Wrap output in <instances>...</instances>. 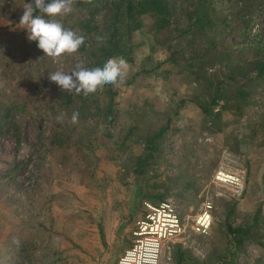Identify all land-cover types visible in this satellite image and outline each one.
Instances as JSON below:
<instances>
[{
    "label": "rangeland",
    "instance_id": "374dc122",
    "mask_svg": "<svg viewBox=\"0 0 264 264\" xmlns=\"http://www.w3.org/2000/svg\"><path fill=\"white\" fill-rule=\"evenodd\" d=\"M31 2L0 0V113L12 108L7 115L16 122V129L0 127V264H117L133 243L143 202L163 199L172 201L185 225L179 240L169 245L173 264H226L231 257L232 264H264V158L255 156L251 145L234 146L235 126L227 129L230 135L211 132L237 118L264 120V71L256 75L252 64L264 46L262 5L214 0L215 19L226 13L234 29L221 30L215 20L186 38L174 30L173 57L164 43L155 42L148 16H141V25L131 33L127 74L112 84L118 90L114 140L97 130L90 147L81 150L46 144L29 104L22 111L7 107L31 95L25 70L44 76L45 66L32 64L28 33L19 24L24 4ZM240 19L245 26H238ZM187 24L181 17L178 25ZM204 48L209 52L203 73L195 79ZM51 59L64 72L57 58ZM236 105L238 116L231 113ZM201 107L222 111L211 131ZM166 120L149 164L133 176V156L143 153L139 139ZM126 133L123 146L113 144ZM218 165L242 178L239 192L213 182ZM206 199L212 202L211 225L208 234L200 235L191 230L190 220ZM108 204L122 212L111 241L105 242L101 219L91 208ZM258 206L254 234L235 250L228 247L224 224H250Z\"/></svg>",
    "mask_w": 264,
    "mask_h": 264
},
{
    "label": "trees",
    "instance_id": "16d2710c",
    "mask_svg": "<svg viewBox=\"0 0 264 264\" xmlns=\"http://www.w3.org/2000/svg\"><path fill=\"white\" fill-rule=\"evenodd\" d=\"M211 1L208 3L206 0H75L73 10L70 13L57 17L45 16V18L58 19L66 28H70L85 37L84 44L76 53L64 54L57 58L64 72L67 73L81 60L84 61L87 68L102 66L106 59L111 56H122L128 61L131 51V33L141 25V16L143 15H147L154 26L151 35L155 42L164 43L165 49L170 51L171 57L174 55L170 44L171 39L174 38V30H177V37L182 38L186 34L184 37L186 38L187 35L202 30L206 24L211 26L215 20L218 21L221 30L225 29L226 26L228 30L234 29L230 26L226 13L218 14V19H215L217 12L213 5L214 0ZM235 1L243 4L247 0ZM252 1L261 4L264 9V0ZM47 2L49 0H46ZM183 16L186 17L188 22L186 28L178 25L180 18ZM191 20L192 22H190ZM243 23L244 20L240 19L238 26L243 25ZM191 27H195V31H192ZM97 35L104 37L103 43L97 42L95 39ZM206 40L207 34H205L204 41ZM183 45L185 46L184 42ZM29 48L34 67L45 66V69H43L44 76L39 75L37 70L33 75H31L29 69L25 70L22 76L26 77V87H31V95L23 103L7 102V107L14 106L17 111H22L29 104L34 120L39 122L42 129L44 142L53 147L63 146L69 148L72 144L81 150L89 148L92 136L97 130H100L101 134L112 142L114 140V125L116 119H118L116 105L118 90L112 84H106L103 88L88 96H84L82 93L77 95L74 92L62 91L55 82H51L48 78L50 73L57 71L51 57L44 55L43 51L37 47L36 41H29ZM208 52L204 48L197 56V59L201 62H198L194 68L195 79L203 73L202 61ZM256 54L257 56L252 64L255 74L260 75L264 71V46L259 47ZM188 66L193 67L194 64L188 63ZM239 93L242 96L245 95V92L240 91ZM44 95L46 97L42 99ZM10 109L4 108L0 113V121L3 120L0 122V127L3 126L6 130L10 126L16 129V122L14 121V123L12 117L7 115ZM238 109L239 106L236 105V111L231 113L238 116L240 111ZM74 111L79 112L78 122L75 124L71 121V115ZM201 111L207 117L208 126L206 129L211 131L212 123L220 117L222 111L219 108L202 107ZM226 123L231 124H224L223 130L217 124L211 132L221 131V133L228 134L230 130L227 129L235 126L234 132H232L233 136H231L235 143L234 146L238 148L251 145L254 149V155L260 159L264 158V120L261 121L257 118L247 120V122H239L237 118ZM167 124L168 120L165 121L163 126H158L155 131L139 139L143 153L133 156V163L130 168L133 176L140 175L143 168L149 164L152 151L156 149L154 144L166 130ZM120 128H118V131H120ZM126 138L127 133L121 137L122 140L119 144H117V141L113 144L118 147L123 146ZM259 213L260 207L258 206L254 211L250 224L236 226L224 224L225 231L229 236L228 247L235 250L245 237L254 234V227L256 230L257 215ZM232 263L233 259L231 257L226 264ZM176 264H178V260Z\"/></svg>",
    "mask_w": 264,
    "mask_h": 264
},
{
    "label": "clouds",
    "instance_id": "9594fccd",
    "mask_svg": "<svg viewBox=\"0 0 264 264\" xmlns=\"http://www.w3.org/2000/svg\"><path fill=\"white\" fill-rule=\"evenodd\" d=\"M75 0H33L25 3L19 24L27 30L28 40L36 41L37 47L44 55L54 59L64 54L76 53L85 42L83 35L66 28L63 23L54 18L70 13ZM98 43H103L104 37H95ZM127 74V61L122 56H111L99 67L87 68L84 61L76 63L70 72L55 71L48 75L51 82H55L62 91L88 96L103 88L106 84H116ZM79 112L71 115L73 124L78 122Z\"/></svg>",
    "mask_w": 264,
    "mask_h": 264
},
{
    "label": "built area",
    "instance_id": "2783aa9c",
    "mask_svg": "<svg viewBox=\"0 0 264 264\" xmlns=\"http://www.w3.org/2000/svg\"><path fill=\"white\" fill-rule=\"evenodd\" d=\"M227 157L225 153L224 159ZM212 179L215 184L230 191L239 192L242 189V178L224 166H217ZM142 208L143 217L136 221L132 230L133 243L122 252L117 264H173L169 245L179 240L185 227L174 204L169 199L155 204L144 201ZM211 208V200L206 199L191 217L190 228L196 234H208Z\"/></svg>",
    "mask_w": 264,
    "mask_h": 264
},
{
    "label": "crops",
    "instance_id": "0c3cea01",
    "mask_svg": "<svg viewBox=\"0 0 264 264\" xmlns=\"http://www.w3.org/2000/svg\"><path fill=\"white\" fill-rule=\"evenodd\" d=\"M93 214H97L101 219L100 227L102 228V233L104 234V241L110 242L113 230L119 223V218L121 215L120 206H115L112 204L99 205L91 208ZM93 229V228H92ZM94 237V236H93ZM94 242V240H92Z\"/></svg>",
    "mask_w": 264,
    "mask_h": 264
}]
</instances>
